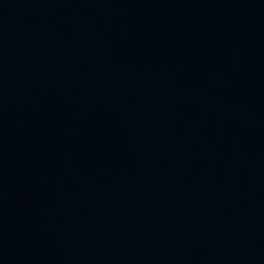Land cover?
Masks as SVG:
<instances>
[{"label":"water","instance_id":"obj_1","mask_svg":"<svg viewBox=\"0 0 264 264\" xmlns=\"http://www.w3.org/2000/svg\"><path fill=\"white\" fill-rule=\"evenodd\" d=\"M0 264H264V0H0Z\"/></svg>","mask_w":264,"mask_h":264}]
</instances>
